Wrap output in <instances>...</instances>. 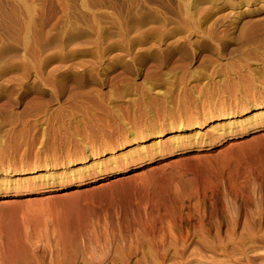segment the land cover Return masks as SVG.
Returning <instances> with one entry per match:
<instances>
[{"label": "rangeland", "instance_id": "rangeland-1", "mask_svg": "<svg viewBox=\"0 0 264 264\" xmlns=\"http://www.w3.org/2000/svg\"><path fill=\"white\" fill-rule=\"evenodd\" d=\"M261 107L264 0H0V174L69 183L196 148L0 198V264H264V129L152 142ZM16 182L0 193L35 184Z\"/></svg>", "mask_w": 264, "mask_h": 264}, {"label": "bare ground", "instance_id": "bare-ground-1", "mask_svg": "<svg viewBox=\"0 0 264 264\" xmlns=\"http://www.w3.org/2000/svg\"><path fill=\"white\" fill-rule=\"evenodd\" d=\"M241 120H243L244 123L242 125H238V127L240 126V129L232 130L231 128L232 124L230 123L239 122ZM253 122H256V124H253ZM207 127H218L216 131L224 135L222 139H219L216 142L207 145L206 150H211L214 147L222 144L223 141L236 139V138H239L241 136H244L250 133L262 131L264 129V107H261L256 110H249V112L241 113L236 118L233 116H226L224 118L217 119L214 122L210 121V122L203 123L201 125H196L194 126V128L179 127L175 131H171L169 134H161L160 136H157V138H155V140L152 142H153V145L156 146L160 142V140L165 139V138L177 140L176 137H179L180 135H183V134H186L187 135L186 137H195L198 130H203ZM148 141H151V139L150 138L141 139L140 144H138L139 147H141L142 144ZM132 149H133V145L125 148L124 152L122 153H127V152L129 153ZM195 150L196 148L194 147L179 148V149H175L172 153H168V154H161L158 151L157 152L158 156L156 158H145V159L141 158L142 160H140L139 162L133 165H129L126 161H123L122 164H120V165H124L122 166L121 169H118V167H120V165L117 164L118 160H114L115 158L114 156H112L113 153H110L106 156L105 160L109 159V161H111V159H113L112 162L115 165H118V166H113V168L116 167L117 169L113 170L112 168L107 172L106 171L102 172V168L99 167V165H96L98 169L97 171L98 173L95 176H92L86 179L84 178V179H79L76 181H71L69 183H61L59 181L57 182V180L53 181L51 178V174H50L51 173L50 171H53L52 168H50L49 170L47 169L45 171H37V172L33 171L30 173L21 174L18 176L14 174L13 172L1 173L0 174V185L1 184L4 185L8 181H13L15 183H18L16 182L17 180H20L23 183L24 182L29 183L28 185H30L31 183L32 184L35 183V184L32 186V188H29V189H23L22 187L21 188L16 187L14 188V190L3 191V193H0V198L19 197V196H25V195H30V194H47V193H52V192H59V191L73 189L81 185H86V184L91 185V184L98 183L110 177H118L122 174L127 173L128 171L132 169L141 168L145 165L150 164L151 161H153L154 159H159L162 157H170L172 155L177 156V155H181L183 153L191 152ZM98 161H100L99 157H91L90 160L79 161L75 167L85 166V169H86L88 165H95L98 163ZM85 171L87 172V170ZM40 185L42 186L40 187Z\"/></svg>", "mask_w": 264, "mask_h": 264}]
</instances>
